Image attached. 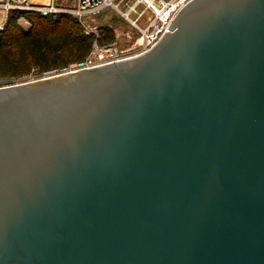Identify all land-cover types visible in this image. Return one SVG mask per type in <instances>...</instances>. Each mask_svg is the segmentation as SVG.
Returning <instances> with one entry per match:
<instances>
[{
	"label": "water",
	"instance_id": "1",
	"mask_svg": "<svg viewBox=\"0 0 264 264\" xmlns=\"http://www.w3.org/2000/svg\"><path fill=\"white\" fill-rule=\"evenodd\" d=\"M0 264H264V0L0 79Z\"/></svg>",
	"mask_w": 264,
	"mask_h": 264
},
{
	"label": "built area",
	"instance_id": "2",
	"mask_svg": "<svg viewBox=\"0 0 264 264\" xmlns=\"http://www.w3.org/2000/svg\"><path fill=\"white\" fill-rule=\"evenodd\" d=\"M186 1L188 0H0V30L6 27L16 12V22L23 27L31 25L29 15L32 13L53 16L63 12L73 14L79 18L87 33L96 34L87 57L60 71L74 70L134 55L149 48L162 36L177 10ZM138 5H142V8L139 9ZM107 8L119 11L140 31L139 48L136 51L120 49L114 43H101L97 29L87 25L86 18L98 15ZM54 72L59 71L54 69L45 73Z\"/></svg>",
	"mask_w": 264,
	"mask_h": 264
},
{
	"label": "trees",
	"instance_id": "3",
	"mask_svg": "<svg viewBox=\"0 0 264 264\" xmlns=\"http://www.w3.org/2000/svg\"><path fill=\"white\" fill-rule=\"evenodd\" d=\"M18 12L0 30V75L18 77L37 71L60 70L83 60L92 49L95 33H87L68 12L56 16L30 14L27 28L16 22ZM102 26L98 40L108 43L112 31Z\"/></svg>",
	"mask_w": 264,
	"mask_h": 264
},
{
	"label": "rangeland",
	"instance_id": "4",
	"mask_svg": "<svg viewBox=\"0 0 264 264\" xmlns=\"http://www.w3.org/2000/svg\"><path fill=\"white\" fill-rule=\"evenodd\" d=\"M138 8L141 9L142 5H138ZM132 17H135V14H132ZM79 22L81 23L80 20ZM86 23L90 28H96L99 34L102 26H107L110 29L109 31H112V35L107 37L110 40V42L108 43H114L120 49L136 51L139 48V38L141 35L140 31L132 24V22L128 18L123 16L116 9L107 8L98 15L86 18ZM81 25L83 24L81 23ZM45 74L47 73L32 71L29 74L18 77H8L0 75V79L12 78L15 82H22L43 77L45 76Z\"/></svg>",
	"mask_w": 264,
	"mask_h": 264
}]
</instances>
